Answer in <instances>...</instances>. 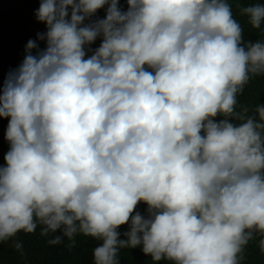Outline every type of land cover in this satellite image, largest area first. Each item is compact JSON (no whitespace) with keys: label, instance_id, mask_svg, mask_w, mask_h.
Masks as SVG:
<instances>
[{"label":"clouds","instance_id":"clouds-1","mask_svg":"<svg viewBox=\"0 0 264 264\" xmlns=\"http://www.w3.org/2000/svg\"><path fill=\"white\" fill-rule=\"evenodd\" d=\"M126 3L40 0L46 30L0 80V242L39 223L61 232L49 244L102 241L94 264L141 246L154 261L239 264L264 234V105L259 120L237 111L264 42L243 40L228 0ZM240 13L264 22L259 3Z\"/></svg>","mask_w":264,"mask_h":264},{"label":"trees","instance_id":"trees-1","mask_svg":"<svg viewBox=\"0 0 264 264\" xmlns=\"http://www.w3.org/2000/svg\"><path fill=\"white\" fill-rule=\"evenodd\" d=\"M231 4L234 19L243 29L244 41L264 42V22L259 29H254L249 23L246 15H241L240 9L254 4L264 5V0H228ZM40 0H0V80H2L9 69L16 68L23 60L25 46L32 39L36 40L37 33L44 32L46 27L37 21L35 12L39 8ZM120 5L127 9L126 0H120ZM105 9L98 10L96 16L103 18ZM41 48L44 42L37 41ZM98 39L92 47L98 46ZM35 51V50H34ZM257 105H264V74L251 76L249 82L244 86L243 92L237 96V111L243 107L249 109L248 115L258 114L253 110ZM223 119L222 116L216 117ZM239 123V122H235ZM8 119L0 118V165L5 162L4 154L9 149L8 142L4 139ZM146 205H138V211L144 212ZM43 226L37 223L34 232L26 233L19 231L9 240L0 242V264H94L93 249L102 241L77 233L72 239L64 237L59 244H49L53 235H41ZM121 233L128 230L122 225L118 229ZM121 238L123 235H121ZM264 240V234L254 232L252 239L243 246L239 254V264H264V251L261 250L260 241ZM20 242L21 249L15 244ZM118 260L120 264H159L150 255L142 252V246L136 248L121 249ZM163 264H173L168 260H162Z\"/></svg>","mask_w":264,"mask_h":264},{"label":"water","instance_id":"water-1","mask_svg":"<svg viewBox=\"0 0 264 264\" xmlns=\"http://www.w3.org/2000/svg\"><path fill=\"white\" fill-rule=\"evenodd\" d=\"M124 226H126V227H128V225L127 224H125ZM159 264H163V262H162V260H160V261H157Z\"/></svg>","mask_w":264,"mask_h":264}]
</instances>
